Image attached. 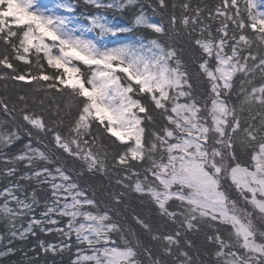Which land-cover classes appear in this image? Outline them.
Here are the masks:
<instances>
[{
    "label": "snow or ice",
    "instance_id": "1",
    "mask_svg": "<svg viewBox=\"0 0 264 264\" xmlns=\"http://www.w3.org/2000/svg\"><path fill=\"white\" fill-rule=\"evenodd\" d=\"M0 84V264H264V0H0Z\"/></svg>",
    "mask_w": 264,
    "mask_h": 264
},
{
    "label": "trees",
    "instance_id": "2",
    "mask_svg": "<svg viewBox=\"0 0 264 264\" xmlns=\"http://www.w3.org/2000/svg\"><path fill=\"white\" fill-rule=\"evenodd\" d=\"M213 2H216V0H213ZM108 18L112 19V13L108 14ZM116 19L122 21V18L120 17L119 14H116ZM85 23H86V21H85ZM137 35H139V33H137ZM9 88H11V85H9ZM2 91H3V86H2V84H0V92H2Z\"/></svg>",
    "mask_w": 264,
    "mask_h": 264
},
{
    "label": "rangeland",
    "instance_id": "3",
    "mask_svg": "<svg viewBox=\"0 0 264 264\" xmlns=\"http://www.w3.org/2000/svg\"><path fill=\"white\" fill-rule=\"evenodd\" d=\"M43 2H46V3H49L50 4L52 2V0H43Z\"/></svg>",
    "mask_w": 264,
    "mask_h": 264
}]
</instances>
